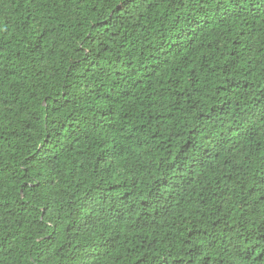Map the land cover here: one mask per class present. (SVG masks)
<instances>
[{
	"label": "trees",
	"instance_id": "1",
	"mask_svg": "<svg viewBox=\"0 0 264 264\" xmlns=\"http://www.w3.org/2000/svg\"><path fill=\"white\" fill-rule=\"evenodd\" d=\"M0 264H264V0H0Z\"/></svg>",
	"mask_w": 264,
	"mask_h": 264
}]
</instances>
